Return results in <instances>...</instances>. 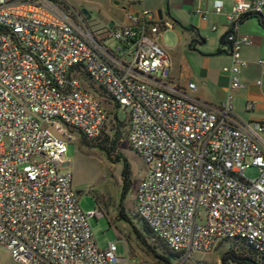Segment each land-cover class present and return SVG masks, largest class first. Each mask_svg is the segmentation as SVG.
<instances>
[{"label":"built area","instance_id":"1","mask_svg":"<svg viewBox=\"0 0 264 264\" xmlns=\"http://www.w3.org/2000/svg\"><path fill=\"white\" fill-rule=\"evenodd\" d=\"M63 3L0 0V249L10 264H131L114 242L99 248L89 220L104 211L84 213L62 171L67 145L98 138L108 120L88 85L127 112L129 145L146 167L136 214L155 237L186 258L240 241L264 264V119L247 124L232 96L213 106L191 95L194 83L173 84L162 45L172 24L156 12L127 13L98 32ZM213 10L228 21L222 72L240 89L242 49L253 40L239 26L264 13V0Z\"/></svg>","mask_w":264,"mask_h":264},{"label":"rangeland","instance_id":"2","mask_svg":"<svg viewBox=\"0 0 264 264\" xmlns=\"http://www.w3.org/2000/svg\"><path fill=\"white\" fill-rule=\"evenodd\" d=\"M63 1L77 7L81 11L86 10L91 16V19L88 20L89 26L98 32L105 26L106 20L114 22L116 26H120L123 17L127 13L135 12L128 9V3L119 0H114L116 3L119 2V5H108V8L113 11L110 16L105 11H98L99 9L95 8L97 6L95 4L99 0ZM172 41L171 32L165 33L163 37L164 45L170 46ZM87 88L97 93L108 115V120L100 139L106 138V136H109V139L113 137L116 115L120 121H124L122 124L124 136L118 143L111 159L107 158L97 147L101 143L100 140L86 141L77 136L76 142L67 145V162L70 164L63 168L62 171L72 175V187L84 213L96 208H101L104 211V217L89 220V225L99 248L105 249L108 243L114 242L117 246V256L126 258L127 252H129L131 264H157L150 250L140 242L135 233L136 230L141 234L143 241L150 249L154 248L157 253H162L159 248V240L151 233H147L144 222L136 215L137 186L144 177L146 167L128 144L127 112L123 109H115L114 104L105 99L96 87L88 85ZM117 154L127 159L129 164L128 193L124 199H122L124 162L114 161ZM258 175L259 171L256 168H250L245 172V177L249 180L256 179ZM121 209L124 210L128 221L119 218ZM228 247L229 243H225L217 251L209 253L195 252L188 258L181 254L180 258L173 261V264H223V255ZM10 263L9 253L0 249V264Z\"/></svg>","mask_w":264,"mask_h":264},{"label":"crops","instance_id":"3","mask_svg":"<svg viewBox=\"0 0 264 264\" xmlns=\"http://www.w3.org/2000/svg\"><path fill=\"white\" fill-rule=\"evenodd\" d=\"M217 1L223 3L224 11L228 13L236 2L252 0H135L128 4V9L135 11L133 13L143 9L154 11L172 24L167 32H171L173 41L166 46L162 39V45L171 60L173 84L194 83L196 90L191 95L213 106L232 96L233 111L240 120L247 124L260 122L264 119V70L258 62L264 60V13L245 17L240 23L238 33L252 37L253 43L242 49V57L248 63L241 75L243 87L233 90L229 77L222 72L231 60L225 41L228 21L225 14L214 12L213 5ZM112 4L119 5V2L99 0L95 8L110 16L113 11L108 5ZM105 22V26H116L109 20ZM123 23L124 17L121 25ZM258 81L261 86L257 85ZM249 104L253 109H247Z\"/></svg>","mask_w":264,"mask_h":264},{"label":"trees","instance_id":"4","mask_svg":"<svg viewBox=\"0 0 264 264\" xmlns=\"http://www.w3.org/2000/svg\"><path fill=\"white\" fill-rule=\"evenodd\" d=\"M53 1L60 6H64L63 0H53ZM107 100H109V99H107ZM114 106H115V109H120V107L118 105L114 104ZM127 121H128L127 141H128V135H129L128 117H127ZM123 122L124 121L119 120L117 115L115 116L114 135L111 139H109V136H106V138L100 139L102 137L104 131H102L101 135L94 140H88L84 137H81V138H83L86 141H98V140H100L101 143L99 145H97V147L99 148V150L101 152H103L107 156V158L111 159L113 157V154H114L116 148H117L118 143L121 141V139L124 136V133L122 131ZM128 144H129V141H128ZM114 161L115 162H120V161L124 162V167H123V172H122V178H123V182H124L123 191H122V199H124L126 194L128 193V184H129L128 182H129V173H130L129 164L127 162V159L122 157L120 154H117L115 156ZM137 217H139V216L137 215ZM119 218L128 221V218L124 214L123 209H121L119 212ZM144 225H145V223H144ZM145 230L147 231V233H151L153 236H155L152 233V231L146 225H145ZM135 233L137 234V237L139 238L140 242L142 244H144V246L147 247V249L150 250V252L153 255L154 259L156 260L157 264H173V261L180 258L181 253H176V252L170 250L161 241H159L160 242L159 248L162 251V253L161 254L157 253L154 248L150 249V247L148 245H146L145 241H143L141 234L139 232H137L135 230ZM225 243H229V247H228L227 251L225 252V254L223 255V259H222L223 264H263L260 255L251 246L247 245L246 243L240 242V241H228V242H224L223 244H225ZM220 248H221V246H220Z\"/></svg>","mask_w":264,"mask_h":264},{"label":"water","instance_id":"5","mask_svg":"<svg viewBox=\"0 0 264 264\" xmlns=\"http://www.w3.org/2000/svg\"><path fill=\"white\" fill-rule=\"evenodd\" d=\"M82 14H83L84 16H86L87 19H90V18H91V16L88 14L87 11H82ZM158 15H159V18L161 19V15H160V14H158Z\"/></svg>","mask_w":264,"mask_h":264},{"label":"flooded vegetation","instance_id":"6","mask_svg":"<svg viewBox=\"0 0 264 264\" xmlns=\"http://www.w3.org/2000/svg\"><path fill=\"white\" fill-rule=\"evenodd\" d=\"M86 17V16H85ZM87 18V17H86Z\"/></svg>","mask_w":264,"mask_h":264}]
</instances>
